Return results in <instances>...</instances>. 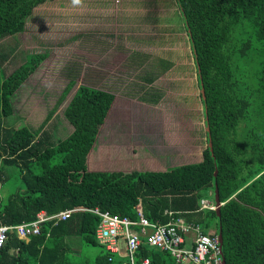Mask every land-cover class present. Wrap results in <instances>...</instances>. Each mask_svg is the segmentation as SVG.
Wrapping results in <instances>:
<instances>
[{
    "label": "trees",
    "instance_id": "16d2710c",
    "mask_svg": "<svg viewBox=\"0 0 264 264\" xmlns=\"http://www.w3.org/2000/svg\"><path fill=\"white\" fill-rule=\"evenodd\" d=\"M47 1L52 0H0V42L23 32L33 10ZM173 3L205 94L203 159L156 169L154 158L133 159L123 148V161H130V168L95 163L105 155L121 161L109 147L96 150V140L107 120L121 119L118 112L129 104L87 85L78 86L65 107L64 118L73 128L65 139L50 143L42 125L10 124L19 118L13 105L20 89L39 77L51 58L48 53L25 54L9 75L0 69V225L17 226L35 221L39 213L51 216L78 207L137 220L135 206L141 203L143 216L151 222L185 216L204 233L215 228L216 234L220 226L226 264H264V0ZM6 57L0 46V61ZM74 85V80L67 84L46 120ZM135 161L140 162L132 165ZM11 184L17 188L10 193ZM216 187L220 210H201L202 198L214 202ZM98 222L97 215L83 210L43 222L28 240L10 230L0 264H69L71 253L78 251L69 239L78 240L73 242L77 246L100 245ZM108 257V252L97 256L95 264H121L118 257ZM140 258L173 264L169 254L144 244Z\"/></svg>",
    "mask_w": 264,
    "mask_h": 264
},
{
    "label": "rangeland",
    "instance_id": "374dc122",
    "mask_svg": "<svg viewBox=\"0 0 264 264\" xmlns=\"http://www.w3.org/2000/svg\"><path fill=\"white\" fill-rule=\"evenodd\" d=\"M172 10L173 0H52L35 8L23 32L0 42L5 76L25 54L51 56L39 77L20 89L13 105L19 118L10 124L42 125L50 143L65 139L73 130L65 107L76 88L87 85L129 100L121 119H108L96 140V150L109 147L121 161L105 155L95 163L130 168L123 148L133 159L154 158L156 169L200 162L207 146L200 87L186 31ZM71 80L75 85L46 120ZM15 188L11 184L10 193ZM68 241L78 250L69 264H94L106 253L100 245Z\"/></svg>",
    "mask_w": 264,
    "mask_h": 264
},
{
    "label": "built area",
    "instance_id": "2783aa9c",
    "mask_svg": "<svg viewBox=\"0 0 264 264\" xmlns=\"http://www.w3.org/2000/svg\"><path fill=\"white\" fill-rule=\"evenodd\" d=\"M220 205L223 203L220 202ZM216 208L217 205L213 201L207 198L200 200V209L215 210ZM83 210L98 216L96 238L108 252L109 261L117 255L121 264H150L149 258L138 259V250L144 244L169 254L173 264H224L219 237L216 233H204L198 223L189 222L183 217L170 219L166 223L151 222L143 216L141 203L135 206L137 220L112 214L109 211H100L98 208L89 210L78 207L51 216L39 213L37 219L30 223L17 226L0 225V248L10 230H14L19 238L28 240L29 235L39 233L43 222L51 219L64 220L71 213ZM171 213L164 211L167 215Z\"/></svg>",
    "mask_w": 264,
    "mask_h": 264
},
{
    "label": "water",
    "instance_id": "95a60500",
    "mask_svg": "<svg viewBox=\"0 0 264 264\" xmlns=\"http://www.w3.org/2000/svg\"><path fill=\"white\" fill-rule=\"evenodd\" d=\"M200 85H201V87H200L201 98H202V101L204 102L205 94H204V90H203V87H202V83H200ZM206 131H208V127H207ZM208 145H211V142H208ZM215 174H216V172H215ZM216 190H217V187L214 190V192H215V194H214V202L217 205V208L215 209V211L218 212L220 210V206L221 205H220V200L218 198V192ZM218 237H219L220 247H222V234H221L220 226H219V229H218ZM223 263L226 264L225 260H223Z\"/></svg>",
    "mask_w": 264,
    "mask_h": 264
},
{
    "label": "crops",
    "instance_id": "0c3cea01",
    "mask_svg": "<svg viewBox=\"0 0 264 264\" xmlns=\"http://www.w3.org/2000/svg\"><path fill=\"white\" fill-rule=\"evenodd\" d=\"M120 98L129 102V100H127V99H125V98H122V97H120ZM203 151H204V150H203ZM203 151H202V156H203ZM195 163H196V162H195ZM177 166H178V165H177ZM207 200H210V199L207 198ZM201 210H204V209H201ZM183 218H185V220L187 219V217H185V216H183ZM187 221H188V220H187ZM189 222H192V221H189ZM199 225H200V224H199ZM208 232L216 233V230H215V228H212V229L208 230L207 233H208ZM217 235H218V233H217ZM74 242L79 243L78 240H77V241L74 240ZM100 246H102V245H100ZM105 251H106V250H105ZM106 252H107V251H106ZM102 255H103V254H102ZM115 258H117V255H115ZM95 260H96V259H95ZM94 264H95V262H94Z\"/></svg>",
    "mask_w": 264,
    "mask_h": 264
},
{
    "label": "clouds",
    "instance_id": "9594fccd",
    "mask_svg": "<svg viewBox=\"0 0 264 264\" xmlns=\"http://www.w3.org/2000/svg\"><path fill=\"white\" fill-rule=\"evenodd\" d=\"M76 2H79V0H76ZM201 101H202V98H201ZM215 203V202H214ZM101 245V244H100Z\"/></svg>",
    "mask_w": 264,
    "mask_h": 264
},
{
    "label": "bare ground",
    "instance_id": "6f19581e",
    "mask_svg": "<svg viewBox=\"0 0 264 264\" xmlns=\"http://www.w3.org/2000/svg\"><path fill=\"white\" fill-rule=\"evenodd\" d=\"M1 248H2V247H1ZM1 248H0V249H1Z\"/></svg>",
    "mask_w": 264,
    "mask_h": 264
}]
</instances>
